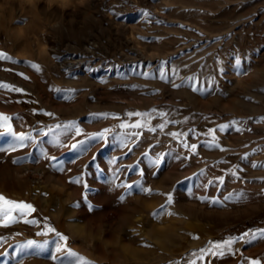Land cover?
I'll return each mask as SVG.
<instances>
[{"label": "rangeland", "instance_id": "374dc122", "mask_svg": "<svg viewBox=\"0 0 264 264\" xmlns=\"http://www.w3.org/2000/svg\"><path fill=\"white\" fill-rule=\"evenodd\" d=\"M87 11L93 17L87 26L80 24L83 10L66 11L68 30L57 34L49 24L59 9L48 13L44 4L33 10L21 0H0V52L12 58L0 60V83L24 89H0V113L13 118L14 132L35 140V146L0 153V194L31 203L36 211L28 218L40 221L0 227V264H61L50 258L55 236L36 235L45 222L92 264H201L192 254L210 241L264 229V168L251 167L264 162V0H90ZM161 69L169 81L159 79ZM188 77L196 80L189 83ZM172 81L184 83L176 88ZM153 109L178 123L155 133L119 128L122 121L139 119L126 113ZM153 117L151 125L162 122ZM232 121H240L242 130H219ZM67 122H75L81 134L60 130L59 144L50 142L52 136H37L46 125ZM104 129L111 130L106 140L90 139ZM210 129L223 151L206 147ZM137 131L142 135H131ZM168 132L186 133L181 139L196 143V154L189 155ZM78 141L85 143L72 149ZM11 143L0 136V146ZM245 153L247 160L241 159ZM159 154L165 158L155 168ZM21 157L23 162L12 163ZM237 166L242 180L228 174ZM221 175L222 187H198ZM137 181L151 194L141 192ZM124 184H133L131 194L117 186ZM240 190L246 199L223 206L198 199ZM28 240L48 243L41 251L24 247ZM255 258L264 264V238L238 241L232 253L206 256L202 264Z\"/></svg>", "mask_w": 264, "mask_h": 264}, {"label": "snow or ice", "instance_id": "6c2138e0", "mask_svg": "<svg viewBox=\"0 0 264 264\" xmlns=\"http://www.w3.org/2000/svg\"><path fill=\"white\" fill-rule=\"evenodd\" d=\"M142 16L143 17H148L151 18V13H149L146 10H142ZM156 23H162L159 20L155 21ZM180 27H183L182 25ZM142 40H146L147 38L145 37H140ZM0 60H12V58L5 52H0ZM13 63H16V61H12ZM26 64H29L33 69L36 71H39V66L36 64H31L30 62H25ZM166 63V62H165ZM242 64V60L239 56L236 57L235 59V65L237 68H239ZM187 67V65H185ZM173 74L175 75V69L172 70ZM22 75L23 74H19ZM144 76H148L149 74L147 72L143 73ZM24 79H28V77H24ZM159 79L162 81H169V77L167 72H165L163 69H161ZM189 83H192L196 80L195 77H188L187 78ZM173 87L179 88L183 85L184 81H181L180 84H176L174 81H172ZM0 89H6L12 92L16 93H23L24 89L15 87L10 84H5V83H0ZM193 91H200L201 89L198 87H193ZM153 113H156L159 117H161L162 122L158 123L156 125H151L150 121L154 118ZM45 115L52 117L53 113H45ZM168 113L166 112H157L156 109H153L151 112H128L126 113V116L131 118V117H138L134 123H129V122H121L119 124V128L121 129H146L148 132L155 133L158 130L159 131H164L165 128L169 124H176L178 123L175 120H170L168 119ZM107 116V114H105ZM13 118L5 115L3 113H0V129H3V131H0V136H9L12 140V143L10 144L9 147L5 148L0 146V153H12L17 151L18 149H23L29 145L35 146V140L30 134H25L24 132L16 133L13 131V126L11 124V120ZM261 120H264V117L260 118ZM241 124L240 121H232L231 123L228 124H221L219 125V130L221 132L226 131L229 128H235L236 131H241L242 129L240 127H237V125ZM47 131H44V129H40L37 132V136L43 135V136H52L53 139L52 143L59 144L60 143V135L61 131L63 130L64 132L74 130L75 135H80L82 130L76 125L75 122H67L64 124L61 123H56L54 125H46ZM110 129H104L102 132L91 134L90 139H96V140H106V135L110 133ZM189 131H194V130H189ZM210 134H211V139L209 141H206V147L209 148H217L223 151L224 149L220 148V143L219 140L217 139L215 135V129H210ZM129 135V133H125V136ZM131 135L135 137H139L142 135L141 132L137 131L135 133H131ZM167 135L171 136L173 139H177L180 141L182 147L186 149L189 153V155H195L196 150L198 145L196 143H188L186 140L181 139V137L186 136V133H181V132H168ZM85 143V141H78L77 143H73L71 145L72 149H76L80 146H82ZM254 151H256L254 149ZM144 156H148V153L145 152L143 154ZM46 156V154H45ZM47 158V156H46ZM164 154H159L156 156V158L152 161L153 165L155 168H159V166L162 164L164 160ZM189 156H185V159H188ZM51 160L55 161L57 158L55 156H52L50 158ZM95 159V158H93ZM241 159L247 160L249 159V154L245 153ZM23 162V158L15 159L12 161L13 164H19ZM113 163H116V161H113ZM132 167V166H129ZM251 167L253 168H264V162L262 163H252ZM239 166L236 167V169L229 170V175L232 176L234 180H242L243 177L237 175V172L239 171ZM118 171L117 169H114V172ZM140 175L143 176V171L140 172ZM200 176H204L205 173L203 170L198 174ZM117 177L114 176V179ZM190 179V178H186ZM74 183L77 181H73ZM225 183V176L221 175L218 177L210 178L208 179L207 183L203 185H198V187L203 188L204 190H207L210 186L216 185L217 187H222ZM118 187H124L129 191V194H131V189L133 188V184H124V185H117ZM135 186L141 191V192H146L151 194V189L146 188L142 182L137 181ZM167 197V205H171L173 203V195L172 193L166 194ZM247 198V193L244 192L243 190L237 191V192H229L227 195H224L222 199L217 198V197H208V196H200L198 199H200L202 202H208L213 205H220L223 206V202L225 201H235L239 202L243 199ZM124 197L121 196V200H123ZM91 207V206H90ZM36 211L35 207L31 203H27L24 201H16L13 199L6 198L4 195L0 194V227H8L9 225L16 224L20 220H23V223L26 225H39L40 221L38 219H29ZM169 215H173L174 213H168ZM154 217L158 215V213L153 214ZM47 220V218H45ZM53 234L55 236V250L54 253L51 255V260L53 261H61V264H92L91 261L85 260L83 256H79L75 251L69 247L68 244V237L66 235H62L55 227L51 226L49 223L45 222L43 224L42 230L38 231L36 233L37 236H49V234ZM258 238H264V229H249L248 231L238 235V236H229L227 239L217 242H209V246L206 248H201L199 250V254L193 253V256L198 255V259L202 262L204 261V258L206 256L208 257H223L226 254H230L233 252V245L236 244L238 241H245V242H252ZM48 243L47 240L43 242V244L38 243L36 240H28L27 244L24 245V247L27 248H39L41 251L44 248V245ZM65 257L64 260H61V255ZM188 264H197L196 260H190L188 261ZM247 264H262L261 258H255V259H250L247 261Z\"/></svg>", "mask_w": 264, "mask_h": 264}, {"label": "clouds", "instance_id": "9594fccd", "mask_svg": "<svg viewBox=\"0 0 264 264\" xmlns=\"http://www.w3.org/2000/svg\"><path fill=\"white\" fill-rule=\"evenodd\" d=\"M40 4H44L45 11L48 13H51L54 9H59L58 18H51V23L49 24L50 30L57 34H63L68 30V25L64 24L63 16L69 9H72L74 12L83 10L80 20L82 26H87L93 22L92 14L87 11L90 0H32L31 4H28L27 0H21L22 6L30 7L33 10L38 9ZM72 23H76L75 19L72 20Z\"/></svg>", "mask_w": 264, "mask_h": 264}, {"label": "trees", "instance_id": "16d2710c", "mask_svg": "<svg viewBox=\"0 0 264 264\" xmlns=\"http://www.w3.org/2000/svg\"><path fill=\"white\" fill-rule=\"evenodd\" d=\"M260 216H261V218H263V220H264V213H262Z\"/></svg>", "mask_w": 264, "mask_h": 264}]
</instances>
